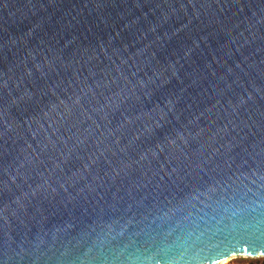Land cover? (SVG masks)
I'll return each mask as SVG.
<instances>
[{
	"label": "water",
	"instance_id": "water-1",
	"mask_svg": "<svg viewBox=\"0 0 264 264\" xmlns=\"http://www.w3.org/2000/svg\"><path fill=\"white\" fill-rule=\"evenodd\" d=\"M264 256V0H0V264Z\"/></svg>",
	"mask_w": 264,
	"mask_h": 264
},
{
	"label": "rangeland",
	"instance_id": "rangeland-1",
	"mask_svg": "<svg viewBox=\"0 0 264 264\" xmlns=\"http://www.w3.org/2000/svg\"><path fill=\"white\" fill-rule=\"evenodd\" d=\"M217 264H264V256L234 255Z\"/></svg>",
	"mask_w": 264,
	"mask_h": 264
},
{
	"label": "bare ground",
	"instance_id": "bare-ground-1",
	"mask_svg": "<svg viewBox=\"0 0 264 264\" xmlns=\"http://www.w3.org/2000/svg\"><path fill=\"white\" fill-rule=\"evenodd\" d=\"M228 258H229V257H228ZM224 260H227V258H225V259H223V260H221V261H224ZM221 261H220V262H221Z\"/></svg>",
	"mask_w": 264,
	"mask_h": 264
}]
</instances>
